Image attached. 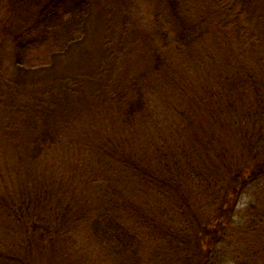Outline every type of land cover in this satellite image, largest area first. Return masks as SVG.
<instances>
[{
    "label": "trees",
    "instance_id": "trees-1",
    "mask_svg": "<svg viewBox=\"0 0 264 264\" xmlns=\"http://www.w3.org/2000/svg\"><path fill=\"white\" fill-rule=\"evenodd\" d=\"M15 1L35 12L29 13V22L23 30L11 27L0 41V94L5 93L6 83L7 94L28 100L18 116L6 123L21 135L24 144L16 165L36 171L38 174L32 175L39 178L36 190L51 191L52 198L58 201L53 203L57 204L53 220L47 221L42 218L46 211L37 212L35 207L23 210L16 205L7 207L2 198L0 212L7 211L6 219L16 226L17 240L8 246L16 247L17 252L4 247L6 244L0 240V264H33L38 260L40 264H57L69 252L63 243L69 236L80 241L81 257L88 260V256H93L100 264H146L148 244L153 245L154 241L157 248L171 251L169 257H175L171 260L173 264H264L260 236L254 238L253 258L243 254L246 259H242L235 254L238 251H230V240L224 233L225 223L236 212L243 190L264 179V70L259 79L262 86L253 84L256 76L247 75L253 93L239 107L230 103L224 114L219 100L218 109L214 102L207 105L203 101L198 109H180L177 114L169 110L177 116L170 127L172 133L159 132L164 137L154 138L156 142L151 138L140 147L137 142H128L118 151L113 149L114 156L107 161L108 170L103 172L100 168L101 174L97 175L92 148H79L72 136L74 131L66 133L64 128L59 132L53 128L59 127L58 124L51 127L45 119L57 107L58 94L67 98L59 104L67 105L71 102L68 98L77 94L72 78L66 76L63 82L51 73L63 58L82 51L88 34L91 0ZM202 1L208 2L209 12L198 20H192L195 15L189 14L187 22L178 14V0L168 3L166 10L185 23L178 33L159 31L157 34L160 45L150 52L155 74L164 70L167 54L174 47L203 42L216 34L228 36L233 64L241 61L238 58L247 51L245 46L258 47L264 43V0L257 8L261 14L249 15L262 20L260 31L230 0ZM154 25L156 30L164 26L158 19ZM243 69L247 70V66ZM154 93L153 88L150 95L141 88L134 93V98H139L135 106L115 102L116 110L105 107L114 118L110 122L123 128L124 133H128V126L137 127L140 122L142 126L148 121L158 124L155 119L159 105L152 106L150 101ZM115 99L126 100L119 94ZM235 110L240 114L233 115ZM243 120H248L247 127L237 125H242ZM75 129L77 133L78 128ZM238 141L242 145L237 146ZM200 151L204 154L201 158L194 154L199 155ZM46 166L57 169L58 177L52 174L40 178ZM135 180L137 190L128 195L124 183L134 185ZM182 180L193 181L195 189L191 187L188 195L179 188ZM34 192L30 188L29 195H24L29 197L21 203L25 205L37 197ZM190 195L195 198L191 205ZM252 209L262 219L255 218L247 224L250 233L258 231L256 226L264 222V204ZM68 212L78 214L80 222L68 220L70 215L65 214ZM43 219L46 224L41 223ZM187 224L191 225L189 234ZM261 234L263 237L264 232ZM11 237L14 238L13 233ZM72 259L70 256L69 260Z\"/></svg>",
    "mask_w": 264,
    "mask_h": 264
},
{
    "label": "rangeland",
    "instance_id": "rangeland-1",
    "mask_svg": "<svg viewBox=\"0 0 264 264\" xmlns=\"http://www.w3.org/2000/svg\"><path fill=\"white\" fill-rule=\"evenodd\" d=\"M44 1L47 0H42V2ZM230 1L236 4L238 10L244 12L246 20L252 22L255 28H259V31L261 30L262 20L249 15L250 13L256 16L261 14L258 13L257 8H260L263 0ZM169 2L170 0H91L88 34L80 48L82 51L77 49V52L69 58H63L52 70L51 75L58 76L63 82L66 81V76L69 79L72 78L70 81L75 82L73 86H75L77 94L73 98L72 95L68 98L71 99L69 105L59 104L60 101L67 100V98L58 94L60 100L56 101L57 107H54L55 109L45 118L46 123L51 127L58 124L59 127L53 128L59 132L64 128H67L66 133L74 131L72 136H75L74 142L76 141L79 148H86L85 146L92 148L97 175L101 174L100 168L104 170L103 172L108 170L107 161L108 157L114 156L113 149L118 151L122 145L124 147L128 142H137L136 145L140 147L151 138L153 140L154 138L158 139L159 136L164 137L159 132L172 133L170 127L175 124L177 116L169 110H174L177 114L180 109H198L203 101L207 105L214 102L218 109L220 100V108L226 114L227 109L225 108L230 103L239 107L240 102L244 103L253 93L252 85L248 82L249 80H246L248 74L256 76L252 81L253 84L258 83L262 86L259 79H262L264 70V43L258 47L245 46L247 51L239 56L238 59L241 60L239 64H233L230 53L232 48L227 43V35L212 34L214 37H208L203 42H191L174 47L167 54L169 58L164 70L160 74H155L151 68L150 52L160 45V39L157 36L159 31L178 33L182 30L183 24L189 20L187 15L194 14L195 17L192 20H198L209 12L208 2L178 0L180 3V8L177 9L178 14L186 20L185 22L178 21V18L169 9L166 10ZM132 5L133 7H131ZM32 12L35 10L28 11V6H21L18 1L0 0V41L4 38L3 33L11 27L17 31L23 30L29 22L27 16ZM155 19L164 24L161 30H156ZM7 47L6 43V51ZM245 66H247V70L243 69ZM44 86L47 87V84ZM4 88L6 89L5 93L0 94V201L4 198L2 202H5L7 207L16 205L23 210L35 207L37 212L46 211L42 218H47V221L53 220L54 208L57 205L53 203L58 200L52 198L51 191L42 193L39 189L36 190L39 186L37 184L39 178L32 177V175L38 174L36 171L22 165L19 166V164L16 165L18 155H22L24 144L21 135L17 134L15 130L12 131L13 128L9 129L8 123H6L7 120H13L18 116L21 110L27 106L28 100L7 94L6 83ZM141 88L149 95L151 89H155L150 101L152 106L155 103L159 105L155 121L159 125L161 124L162 128L151 121L143 126L140 122L137 127L128 126V133H124L123 128L120 129L118 125L114 126L110 122L114 118L110 117L105 107H112L116 110L115 102L125 105L132 103V106H135L139 98H134L136 95L134 93H137ZM117 94L123 95L126 100L121 102V100L115 99ZM103 103L106 106H102ZM155 107L157 106L155 105ZM251 108L243 112H247ZM239 114L236 110L233 113V115ZM242 123V125L241 123H237V125L247 127L248 120H243ZM75 128H78L77 133H75ZM130 129H132L131 132ZM157 131L158 133H156ZM142 137H144L143 141ZM153 142L156 141L153 140ZM240 144L242 145V142L238 141L237 146ZM98 146L101 147L100 151H98L100 148ZM194 154L199 158L204 155L203 151H200L199 155L195 152ZM141 155L146 156L144 152H141ZM56 170L46 166L39 177L43 178L53 174L52 176L57 178L59 172L55 173ZM190 182L184 180L180 182L179 188L186 195L191 192V187L194 188L193 181ZM137 185L136 180L134 185L132 182L124 183L128 195L137 190ZM30 188L35 191L34 194L37 197L23 205L21 201L29 197L24 195L28 194ZM68 196L69 198L76 197ZM189 198L191 205L195 198L193 195H190ZM229 203L231 204L230 201ZM263 204L264 179L257 185H249L243 190L237 202L236 212L232 213L225 223L224 233L230 240L228 242L230 251H238L235 254L240 258L244 257L242 259L253 258L254 250L252 248L255 246V237L260 236L259 241L263 240L261 245L264 244V236L262 237L261 234L264 232V222L256 226L258 231L254 233H250L246 229L247 224L255 218L262 219L252 207L258 209ZM249 210L250 212H248ZM2 213L0 212L1 244H6L3 246L11 251H16V247L8 246L12 244V241L17 240L16 226L14 228V223L6 219L7 211ZM46 214L48 217L45 216ZM65 214L70 215L68 220L76 224L80 222L81 218L78 214L70 212ZM168 218H171V214H168ZM45 222L46 219L41 221L42 224ZM186 231L188 234L191 232V225L187 224ZM12 233L14 238L11 237ZM73 238L69 236L63 242L66 245L65 251L69 250V252L57 264H100L97 259H93V256H88V260L87 257H81L79 254L80 241L74 236ZM156 244L155 241L153 245L148 244L146 264H173L171 260L175 257L174 255L169 257L171 251L157 248ZM62 246L64 247V245ZM176 248L177 246L174 245V249ZM231 252L228 256L229 260L232 256ZM174 254L176 256V251ZM260 255H264V251ZM70 256L73 258L72 260H69ZM32 263L40 264L41 261Z\"/></svg>",
    "mask_w": 264,
    "mask_h": 264
}]
</instances>
